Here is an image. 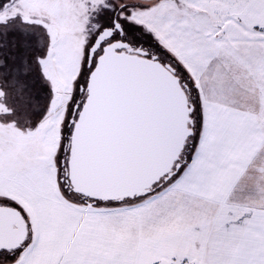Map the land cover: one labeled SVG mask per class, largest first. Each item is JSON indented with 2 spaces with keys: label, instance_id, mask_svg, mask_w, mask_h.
I'll list each match as a JSON object with an SVG mask.
<instances>
[{
  "label": "snow or ice",
  "instance_id": "snow-or-ice-1",
  "mask_svg": "<svg viewBox=\"0 0 264 264\" xmlns=\"http://www.w3.org/2000/svg\"><path fill=\"white\" fill-rule=\"evenodd\" d=\"M0 264H264V0H0Z\"/></svg>",
  "mask_w": 264,
  "mask_h": 264
}]
</instances>
